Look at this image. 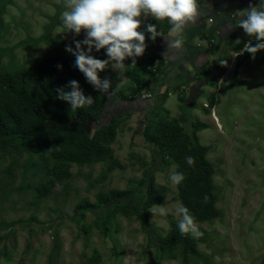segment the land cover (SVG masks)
<instances>
[{"label": "rangeland", "instance_id": "rangeland-1", "mask_svg": "<svg viewBox=\"0 0 264 264\" xmlns=\"http://www.w3.org/2000/svg\"><path fill=\"white\" fill-rule=\"evenodd\" d=\"M64 10L63 0H0V264H264V50L255 59L237 56V46L217 54L218 41L207 38L202 49L212 63L201 66L194 81L180 76L158 91L173 69L157 48L170 26L159 23L163 37L152 41L146 31L152 19L144 20L147 48L136 65L118 72L109 64L100 72L111 82L107 94L85 88L93 98L105 96L104 111L92 108L93 119L65 124L86 130V139L78 134L90 143L97 129L113 122V136L96 141L108 156L58 159L33 150L15 128L11 113L23 115L29 105L1 80L22 74L32 90L43 66L72 60L65 48L75 49L84 33L63 28ZM91 55L107 59L104 49ZM166 123L178 136L162 151L144 134L159 133ZM200 147L214 170L218 215L196 220L203 235L192 255L158 239L178 225L175 209L183 205L170 177L180 169L192 174L185 158ZM176 157L184 158L182 167ZM152 179L165 189L155 204L167 207V216H153L155 204L146 206ZM116 193L124 195L101 203Z\"/></svg>", "mask_w": 264, "mask_h": 264}, {"label": "clouds", "instance_id": "clouds-1", "mask_svg": "<svg viewBox=\"0 0 264 264\" xmlns=\"http://www.w3.org/2000/svg\"><path fill=\"white\" fill-rule=\"evenodd\" d=\"M64 11L61 13L62 26L67 32L79 36L84 33V39L74 40L75 49L71 45L65 50L75 56V67L84 75L88 84L99 92L107 94L111 87L108 79H101L99 72L104 71L109 64L118 72H124L126 67L135 66L138 57L146 51V35L140 31L143 21L152 20L169 27L166 40L167 56L169 49H179L184 44L185 29L189 24H196L201 16L199 0H63ZM244 17L238 27L255 39L253 45L247 42L237 54L249 53L252 59L260 50H264V0L259 5L250 4L241 12ZM232 30V26L227 28ZM146 31L152 41L163 34L157 30L156 24L148 23ZM87 47V51L84 50ZM93 49L99 52L106 50L107 59H97L91 55ZM131 59L126 65L125 60ZM226 65L227 61H219ZM62 69V65H57ZM70 89V90H65ZM57 99L66 101L72 110L84 109L94 104L91 95H85L81 85L71 80L64 87L57 89ZM186 163L192 167L195 160L187 156ZM175 185H180L185 177L183 173H173L170 177ZM207 197H205V200ZM153 216H167L169 209L164 205L155 204L149 210ZM175 214L180 217L178 229L181 235H191L194 239L202 237L195 217L183 205L176 207Z\"/></svg>", "mask_w": 264, "mask_h": 264}, {"label": "trees", "instance_id": "trees-1", "mask_svg": "<svg viewBox=\"0 0 264 264\" xmlns=\"http://www.w3.org/2000/svg\"><path fill=\"white\" fill-rule=\"evenodd\" d=\"M149 23L156 24L157 30L159 23L151 20ZM255 45V44H254ZM57 65H62V69ZM75 56L69 61H54L40 69L39 81L37 86H33L32 90L26 85V81L22 74L18 76L7 75L1 80V85L6 86L7 90L17 94L20 101H27L29 108L26 113L20 115L18 112L11 113V120L15 128L28 137L31 148L35 151H51L58 159H68L71 161L84 162L92 155L96 156L97 160H103L108 156V149H101L98 146V140H105L112 137L114 134V123L102 126L96 130L90 143L83 142L80 134L87 138V132L78 126H65L73 121L80 119H93L90 110L98 109V112L104 111L106 98L103 96L100 100L94 98L95 103L84 109L72 110L68 102L57 99V89L64 87L71 80H76L81 85L85 93V88H89L84 75L75 66ZM100 74V72H99ZM41 88V95L38 92ZM2 88L0 89V91ZM70 90V89H65ZM87 96V94H85ZM25 100V101H24ZM126 101H129L128 99ZM4 108L0 109V113ZM0 125L2 122L0 120ZM178 130L170 123H166L161 127V131L157 134L145 131V138L148 142L156 144L160 150H169L172 142L178 136ZM78 132L80 134H78ZM77 139H76V138ZM206 147H200L193 150V158L195 164L193 173L188 174L182 169L185 179L178 185L180 198L183 206L187 207L190 213L195 217V220H209L215 218L218 213L215 203L216 197L213 194L212 177L213 167L207 161L205 154ZM179 166L184 165V158H175ZM58 177L57 171L54 172ZM165 189L157 186L152 179L148 188L147 205H153L157 202L160 193H164ZM43 195V192H41ZM124 193H116L111 197H107L101 203H108L113 198H120ZM205 197L207 199L205 200ZM87 205V204H86ZM82 205L80 207H85ZM146 223H148L146 219ZM200 239H194L191 235H181L178 225H174L169 236L163 239H158V243L162 247H174L181 245L184 250L192 255H197V245Z\"/></svg>", "mask_w": 264, "mask_h": 264}, {"label": "crops", "instance_id": "crops-1", "mask_svg": "<svg viewBox=\"0 0 264 264\" xmlns=\"http://www.w3.org/2000/svg\"><path fill=\"white\" fill-rule=\"evenodd\" d=\"M260 0H203L200 2L201 16L196 24H189L184 33V44L179 49H169L167 56L169 67L173 68L169 79H164L157 86L158 91H165L176 79L184 77L186 82H192L200 73L201 66L213 61V56H208L202 49V45L207 38L213 36L218 41L217 54H221L224 49L232 50L234 46L242 49L247 40L252 39L243 29L238 27L239 21L244 17L241 12L248 8L250 4L259 5ZM232 26L229 31L228 26ZM168 34L160 40L158 49L161 54L167 51L166 40ZM207 41V40H206ZM163 56V55H162ZM125 104V103H121ZM132 103L126 101V106ZM124 105V106H125Z\"/></svg>", "mask_w": 264, "mask_h": 264}, {"label": "built area", "instance_id": "built-area-1", "mask_svg": "<svg viewBox=\"0 0 264 264\" xmlns=\"http://www.w3.org/2000/svg\"><path fill=\"white\" fill-rule=\"evenodd\" d=\"M249 41H251V43H252L253 45L256 43L255 39L252 38V39H250V40H247V41L245 42V44H246L247 42H249ZM204 43L207 44V43H209V41H206V40H205ZM244 46H245V45H244ZM243 48H244V47H243ZM243 48H242V49H243ZM244 54H245V53H244ZM244 54H243V55H244ZM151 97H152L151 94H149V95L143 94V96H142L143 99H150Z\"/></svg>", "mask_w": 264, "mask_h": 264}]
</instances>
